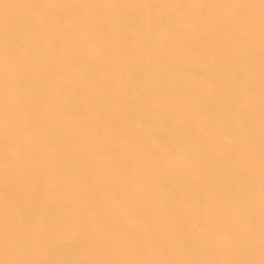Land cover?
Segmentation results:
<instances>
[{"label": "bare ground", "instance_id": "1", "mask_svg": "<svg viewBox=\"0 0 264 264\" xmlns=\"http://www.w3.org/2000/svg\"><path fill=\"white\" fill-rule=\"evenodd\" d=\"M0 264H264V0H0Z\"/></svg>", "mask_w": 264, "mask_h": 264}]
</instances>
